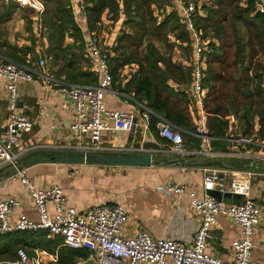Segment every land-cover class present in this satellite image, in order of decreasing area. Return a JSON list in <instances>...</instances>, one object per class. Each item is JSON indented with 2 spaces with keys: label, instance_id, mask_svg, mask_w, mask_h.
Listing matches in <instances>:
<instances>
[{
  "label": "built area",
  "instance_id": "1",
  "mask_svg": "<svg viewBox=\"0 0 264 264\" xmlns=\"http://www.w3.org/2000/svg\"><path fill=\"white\" fill-rule=\"evenodd\" d=\"M23 7L31 8L39 17L45 12L41 0H10ZM181 14V22L190 31L193 41L192 80L186 94L192 100L191 108L198 119L195 131H184L163 115L154 111L147 103L137 101L133 94L114 87V77L110 59L113 53L103 45L101 35L90 26L88 6L85 0H68L77 27L84 38L86 56L95 75L96 84L71 83L56 78L49 72L47 58L42 56L37 64L20 63L6 60L0 55V80L9 94V117L6 130L0 129V168L11 169V179L18 180L26 187L36 208L38 219H30L21 214L16 223L10 217L21 206L16 197H0V237L15 232L37 233L46 231L52 238H60V247L74 250H86L94 264H264V246L261 258L256 255L259 250L254 243L257 228L262 223V210L251 198L252 182L257 173L249 170L234 171L229 168H204L202 194L188 192L191 207L200 215V223L190 243L175 238H154L147 230L140 229L133 236H126L124 228L129 221V209L123 204L112 205L101 202L85 211H78L67 204L68 198L64 189L57 183L47 189H38L28 177L27 170L19 165L22 152L16 151L23 134H30L34 121L29 115L19 111V86L22 83L33 84L41 81L48 85L57 95L64 97L71 105L74 121L70 125L67 151L93 152L99 155L127 154L132 148L103 146L102 135L110 131L132 132L138 125L150 130L153 121L160 138L169 143L170 153L180 156L192 155L208 160H240L251 164L264 163V140L256 135L244 136L232 134L214 137L207 132V114L204 104L207 90L204 79L207 71L208 48L203 31L197 28L196 20L204 11L198 2L192 0H173ZM255 12L264 15V0H255ZM100 22L98 23V25ZM264 85V76H263ZM108 96L123 99L126 104H134V111L111 110L106 106ZM228 121L236 123L234 116ZM199 140L198 149L192 152L185 150V136ZM216 142H227L226 150L215 149ZM134 152V151H133ZM145 152V151H140ZM259 165V164H258ZM72 174H69L71 177ZM240 195L239 204L225 203L216 199L211 192ZM163 193L183 195L186 185L170 182L160 187ZM228 218L241 228L240 238L232 242L234 258L226 262L210 253L208 243L213 238L212 229L220 218ZM58 254H51L42 249L29 253L25 249L17 251V258L2 261L0 264H58Z\"/></svg>",
  "mask_w": 264,
  "mask_h": 264
},
{
  "label": "crops",
  "instance_id": "2",
  "mask_svg": "<svg viewBox=\"0 0 264 264\" xmlns=\"http://www.w3.org/2000/svg\"><path fill=\"white\" fill-rule=\"evenodd\" d=\"M192 1L201 5L204 16L206 15L204 7H215L213 0ZM241 1L243 4L246 0ZM44 5L45 12L39 17L29 7H23L10 0H0V55L6 60L19 61L16 59L18 57L23 60L19 62L32 64H37L38 60L45 56L49 72L56 78L66 81L64 77L59 78L55 75L58 66H54L52 55L46 53L49 46V31L45 23L47 6L45 3ZM49 7L52 9L51 4ZM174 7L176 9L175 5ZM154 9L157 15L162 13L159 16L160 21L171 11L168 5L163 6L160 12L157 8ZM21 11L27 20L25 27L28 33H25L23 28L21 29ZM124 20L125 16L121 7V15L117 21H114L112 15L106 12L101 17L100 24H97V28L92 29L101 35L103 45L111 53H113L112 47L116 45L118 36L123 29ZM26 34L29 36L27 40H19L21 36ZM70 34L72 32L66 34L65 44L71 45L76 41L75 37L70 36ZM208 40L206 38V41ZM170 41H175L173 36L170 37ZM158 44L157 42V46ZM177 45L172 52L173 60L183 66L191 65L193 51L189 54L184 50L186 44L178 42ZM180 47L185 55H181L178 50ZM82 52L86 60L82 65L83 70L94 73L86 56L85 45ZM161 52L165 55L171 54L167 51L161 50ZM114 55L113 53L112 57ZM51 64H53V68ZM136 70L135 65H126L119 69V79L115 82L114 87L125 91V85L131 80L132 74ZM188 86L179 89L186 94ZM18 93L17 106L19 111L29 115L35 125L30 134L21 136L16 145V151L23 153L19 165L27 170L28 177L38 189H47L58 183L68 198L67 204L75 207L78 211H85L101 202H108L112 205L123 204L130 213L129 221L124 228L126 236H133L138 230L145 229L154 238H175L185 243H190L193 240L201 217L191 207L188 192L196 191L201 195L204 178L203 169L205 168L203 165L208 161L221 160H208L204 157L180 156L170 153L168 152L169 143L160 138L153 128L145 130L144 127L138 125L132 132H104L102 145L118 148L130 147L134 152L153 153L155 158L163 162L160 166L66 164L55 160L57 159L55 152L67 151L64 147L69 143V128L74 121L71 105L64 97L55 94L48 85L41 81L33 84L22 83ZM106 106L111 110L134 111L138 115L134 104H126L123 99L113 96H108ZM187 113L196 128L198 119L193 114L191 103L188 105ZM8 117L9 94L4 87V82L0 80V129L2 131L6 130ZM235 121V124L229 121V128L230 126L232 128L237 126V131L240 127L236 119ZM258 130L259 126L255 125L251 136L259 137ZM231 133L233 135L241 134V130ZM198 144L199 140L196 137L185 136V150L187 152L197 150ZM90 154L99 155L93 152ZM221 162L225 168L243 172L241 175L249 170L257 173L256 179L252 182L251 198L262 210V223L254 236V243L259 250L256 255L261 258L260 250L264 246V163L254 165L245 159L233 162L223 160ZM238 166L250 167V169L239 170ZM69 174L72 176L69 177ZM172 181L185 184L186 193L183 195L167 194L160 190V187ZM0 197L4 199L16 197L21 202L20 208L10 217L12 224L16 223L21 214H25L33 220L38 219L36 208L26 187L20 181L11 179V169L7 167L0 168ZM212 235L213 238L208 243L210 253L226 262L232 261L234 258L232 242L240 238L241 228L230 219L222 217L218 224L213 227Z\"/></svg>",
  "mask_w": 264,
  "mask_h": 264
},
{
  "label": "trees",
  "instance_id": "3",
  "mask_svg": "<svg viewBox=\"0 0 264 264\" xmlns=\"http://www.w3.org/2000/svg\"><path fill=\"white\" fill-rule=\"evenodd\" d=\"M42 1L47 6L45 23L49 31L46 53L52 55L54 66H58L55 75L71 83L96 84L97 76L82 68L83 62H86L82 52L84 38L68 7V0ZM85 1L91 29L97 28L106 12L117 21L122 7L125 16L123 29L116 45L112 47L115 55L110 59L114 83L119 79V69L135 65L137 70L125 85V91L132 93L137 101L147 103L173 124L195 131L187 113L191 100L179 89L190 85L193 67L183 66L172 58L178 42L186 44L184 50L191 54L193 41L190 31L181 22V14L175 9L174 1ZM213 2L215 7H204L206 15H199L196 20L197 28L203 31V37L209 39L206 44L207 71L204 79V88L207 90L204 104L207 132L218 138L229 136L227 117L234 116L242 135L251 136L254 126L258 125V136L264 140V15L255 12V0H246L243 4L241 0ZM166 5L171 11L160 21L162 13L157 15L154 8L160 12ZM69 32L76 39L71 45L65 44ZM171 36L174 42L170 41ZM231 37L235 53L229 62L224 52ZM157 42L168 48L171 54H163ZM16 59L23 61L18 57ZM151 128L157 133L155 121ZM213 146L225 150L230 144L216 142ZM60 244V238H52L46 231L15 232L0 237V262L15 260L20 248L30 253L36 249L57 253L58 264H78L89 257L86 250L60 247Z\"/></svg>",
  "mask_w": 264,
  "mask_h": 264
},
{
  "label": "water",
  "instance_id": "4",
  "mask_svg": "<svg viewBox=\"0 0 264 264\" xmlns=\"http://www.w3.org/2000/svg\"><path fill=\"white\" fill-rule=\"evenodd\" d=\"M55 156L60 162L66 164H97V165H111V166H139V167H156L160 166L163 162L155 158L153 153L148 152H131L124 155L110 154V155H94L89 152L82 151H58L55 152ZM207 167H218L225 168L221 161H208L203 165ZM239 170H249L250 167L238 166ZM219 187L216 191L211 192V194L218 200H222L225 203H236L241 202L242 197L240 195L227 194L222 196L219 192ZM78 264H94L92 258L86 261H81Z\"/></svg>",
  "mask_w": 264,
  "mask_h": 264
},
{
  "label": "rangeland",
  "instance_id": "5",
  "mask_svg": "<svg viewBox=\"0 0 264 264\" xmlns=\"http://www.w3.org/2000/svg\"><path fill=\"white\" fill-rule=\"evenodd\" d=\"M21 13V15H20V22H21V29L23 28L24 29V31H25V33H28L27 32V30H26V22H27V20H26V18H25V15L22 13V11L20 12ZM38 29V28H37ZM39 30V29H38ZM42 34H44L43 32H42ZM29 36H27V34L25 35V36H21L20 37V39L19 40H27V38H28ZM158 46H159V48L163 51V52H165V51H167V52H170L169 51V49L168 48H166L164 45H162L161 43H159L158 44ZM143 49V48H142ZM179 51H180V53H181V55H185L184 53H183V49L180 47L179 49H178ZM234 53H235V46H234V41H233V39H232V37L229 39V41H228V44H227V47H226V49H225V52H224V55H225V57L227 58V60H229V62H231V60L234 58ZM33 57V56H32ZM15 62H19V61H15ZM20 63H22V62H20ZM51 67L53 68V64H51ZM234 70V69H233ZM232 70V71H233ZM182 128V127H181ZM184 129V131H187V132H189V131H191V130H189V129H187V128H183ZM233 131L234 132H240V129H238L237 131H236V128H234L233 129ZM186 135V134H185ZM229 162H233V161H235V160H228Z\"/></svg>",
  "mask_w": 264,
  "mask_h": 264
}]
</instances>
